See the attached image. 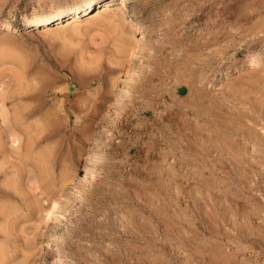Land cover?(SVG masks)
<instances>
[{"label":"rangeland","instance_id":"obj_1","mask_svg":"<svg viewBox=\"0 0 264 264\" xmlns=\"http://www.w3.org/2000/svg\"><path fill=\"white\" fill-rule=\"evenodd\" d=\"M86 1L0 0V158L14 157L0 160V201L22 213L3 264H264V0H127L132 61L120 29L87 16L104 1ZM73 7L76 26L72 12L49 30L25 22ZM47 185L64 194L58 216L25 219Z\"/></svg>","mask_w":264,"mask_h":264},{"label":"bare ground","instance_id":"obj_2","mask_svg":"<svg viewBox=\"0 0 264 264\" xmlns=\"http://www.w3.org/2000/svg\"><path fill=\"white\" fill-rule=\"evenodd\" d=\"M102 1H104V3H101L100 4V2H102ZM100 0V1H97V0H88V1H86V3H85V5H83L82 7H85L86 5H92V4H100L97 8H94L89 14H87V16H93V21L94 22H100V21H107V22H109L110 24H113L114 26H116V27H118L117 28V30L118 29H120V31H121V33H122V37H123V40H122V42H124V44H125V41H126V44H125V46H124V48L122 49V53H124L125 54V57L126 58H128L130 61H132V59H133V57L134 56H136V54H138L137 52V47H138V43H137V39L135 38V37H133V35L131 36V37H133V38H135L136 40L133 42V40H132V42H130L128 39H130L129 37H126V36H124V33L127 31L126 29H124V27L123 26H125V25H127L126 23V18H125V11L126 10H130V9H128V5H127V3H126V1L127 0ZM128 2V1H127ZM119 5H121V6H119ZM87 6V7H88ZM82 7H80V8H76V7H73V8H69V9H67V10H62V11H59V12H57V13H35L34 15H32V16H30V17H26L25 16V22H27L28 23V25L30 24V25H39L40 24V26H43V27H45V30H49V29H47L48 27L45 25V24H41V23H43V22H48V21H50V20H54V18H55V15L56 14H68V13H70V12H72V13H74V16L73 15H71V17H69V19L71 18V20H70V22H69V25H71L72 24V26L74 25V26H76V24H79V22H80V20L81 19H79V17L77 16V14L79 13V11L82 9ZM88 8H86V9H84V11H86ZM95 9H97V11L95 12V14L94 15H90L92 12H94V10ZM24 18V17H23ZM64 22V21H63ZM63 22H61V24H60V26H62V23ZM11 23V21L10 20H8V25ZM105 23V22H104ZM109 23H108V25H109ZM114 26H112V27H114ZM128 26H130L131 27V25H128ZM130 27H128V28H130ZM137 27L138 26H133L132 28H130L129 29V33L130 34H134L135 33V31L137 30ZM9 28V27H8ZM139 28V27H138ZM44 29V28H43ZM126 30V31H125ZM119 31V32H120ZM129 34V35H130ZM120 35V34H119ZM127 35H128V33H127ZM128 35V36H129ZM120 38H121V36H120ZM119 40V39H118ZM128 41V42H127ZM130 42V43H129ZM139 42V41H138ZM140 43V42H139ZM123 44V43H122ZM122 47V46H121ZM120 46H119V52H121V50H120V48H121ZM251 62L253 63V64H257L258 63V59L257 58H252L251 59ZM25 79V78H24ZM30 80V79H29ZM2 89V88H1ZM5 89V88H4ZM3 91V90H2ZM4 91H6V90H4ZM3 91V92H4ZM8 91V90H7ZM17 92H20V91H17ZM28 92V91H27ZM26 92V93H27ZM112 92V91H111ZM0 93H2V92H0ZM9 93H10V91H8V95H9ZM11 93H13V92H11ZM3 94H6V93H3ZM7 95V97L9 98V96ZM21 95H22V93H21ZM104 95V94H103ZM4 96L5 95H3V96H0V98L1 97H3L2 99H1V101H3L2 103H4ZM11 96V95H10ZM14 96V95H13ZM7 100H9V99H7ZM6 100V101H7ZM6 103H4L2 106H3V108L1 109V111L0 112H4L3 114H2V119L1 120H3L4 122H5V124L6 125H9L10 124V126H11V122H9L8 120H10V115H9V110H7V108H8V106H6L5 105ZM8 104V103H7ZM1 105V104H0ZM2 106H0V108L2 107ZM7 108H6V107ZM90 106V105H89ZM89 106H87V107H89ZM16 107H18V106H16ZM24 107V106H23ZM86 107V106H85ZM97 107V106H96ZM10 108V107H9ZM28 108V107H27ZM12 109V108H11ZM25 109V108H24ZM23 109V110H24ZM87 109V108H86ZM94 110V109H93ZM12 111V114L14 115V116H16V113H15V111H16V109H14V110H11ZM13 111H14V113H13ZM18 111H20V110H18ZM17 111V112H18ZM26 111H27V109H26ZM21 112V111H20ZM25 112V111H24ZM19 114V113H18ZM20 114H22V112L20 113ZM23 115V114H22ZM1 116V115H0ZM13 116V117H14ZM17 116H19V115H17ZM17 116H16V120H18L17 119ZM15 118V117H14ZM20 118V117H19ZM13 119V118H12ZM41 119V118H40ZM3 121H2V124H3ZM21 121H22V119H21ZM7 122H9V124H7ZM15 122V120L13 119V123ZM19 122V121H18ZM17 121L15 122V123H18ZM1 123V122H0ZM13 123H12V125H13ZM14 123V124H15ZM20 123V122H19ZM22 123V122H21ZM26 124V123H25ZM25 124L24 125H22L21 126V124H20V126L21 127H23V126H25ZM1 125V124H0ZM6 125H5V127H6ZM2 126V125H1ZM1 126H0V128H1ZM14 126V125H13ZM15 126H17V124L15 125ZM9 126H7V128H8ZM18 127H19V125H18ZM15 128V127H14ZM3 129V131H4V128H2ZM12 130H10V137L11 136H13V137H11L10 138V142H12L13 143V145H15V146H17V148H18V150H19V137L20 136H22L21 134H19L18 132H17V134L18 135H20L19 137H18V135L16 134V131H14V129L13 128H11ZM17 129H20V128H17ZM22 129V128H21ZM84 129V128H83ZM6 130V129H5ZM25 129H24V127H23V130H21V131H24ZM3 131H2V133H3ZM5 132H7V131H5ZM26 132V131H25ZM0 134H1V129H0ZM2 135V134H1ZM5 135V134H4ZM1 137V136H0ZM4 137H6V136H4ZM29 137V136H28ZM2 138H3V136H2ZM9 138V137H8ZM13 138V139H12ZM32 138V137H31ZM12 139V140H11ZM20 139H23V138H21L20 137ZM6 141V139L4 138V139H1L0 141ZM24 140V139H23ZM26 140H28V139H26ZM30 140V139H29ZM7 141H8V139H7ZM34 140L32 139V142H33ZM28 142V141H27ZM31 142V143H32ZM3 143V142H2ZM7 143V142H6ZM12 143H11V145H12ZM23 143V142H22ZM30 144V143H29ZM2 144L0 143V146H1ZM20 145H22L21 144V141H20ZM27 145H28V143H27ZM33 144H31V147H33L32 146ZM5 146H7V145H5ZM5 146H4V148H5ZM3 147V146H2ZM22 147V146H21ZM24 147H26V146H24ZM28 147V146H27ZM30 147V148H31ZM16 148V147H15ZM16 148V149H17ZM0 149H1V147H0ZM14 148H13V146H12V150H13ZM15 149V150H16ZM24 149V148H23ZM4 150H6V149H4ZM11 150V149H10ZM15 150H13V151H15ZM28 151H29V149H27ZM12 151V152H13ZM20 151V150H19ZM25 151V150H24ZM34 151V150H33ZM1 152H2V149H1ZM32 152V151H31ZM7 155L8 154H10V151H8V149H7ZM6 153H3V154H5L6 155ZM15 153V152H14ZM25 153V152H24ZM52 153V152H51ZM59 153H60V151H59ZM16 155L18 154V153H15ZM28 154V153H27ZM42 154H43V152H42ZM52 154H54V153H52ZM56 154H58V153H56ZM55 154V155H56ZM4 155V156H5ZM54 155V156H55ZM19 157H17V158H15V159H17L18 161L20 160V152H19V155H18ZM24 156H25V154H24ZM28 156H29V154H28ZM32 156V155H31ZM43 157H44V155H42ZM8 157H11V155H8L7 157H5L4 159H3V161H6V162H8L7 160H8ZM16 157V156H15ZM27 157V156H26ZM12 159H14V157H11ZM25 158V157H24ZM34 158V157H33ZM63 158V157H62ZM67 158V157H66ZM7 159V160H6ZM22 159V158H21ZM42 159V158H41ZM46 159V158H45ZM48 159V158H47ZM64 159V158H63ZM0 160H1V162L2 163H4L3 161H2V156H1V158H0ZM16 160V161H17ZM50 160V158L48 159V160H43V161H45V162H47V161H49ZM9 161H11L10 160V158H9ZM13 161V160H12ZM21 161V160H20ZM20 161H19V164L21 165V163H20ZM0 162V163H1ZM24 162V161H23ZM41 162V161H40ZM56 162V161H55ZM60 162H62V160L60 159ZM65 162H66V160H65ZM10 163V162H9ZM17 163V162H16ZM71 163V162H70ZM18 164V163H17ZM49 164V163H48ZM46 165V166H49V165ZM63 165H64V163H62ZM61 164V165H62ZM7 166V163L5 164H3V166L4 167H6ZM24 165V164H23ZM13 167L14 168V171H13V174H12V180H9V179H6V178H10V177H7L6 175H11V174H9V173H6V172H4L2 175L3 176H5V180L4 181H6V180H9V181H11V184L13 183V185H14V187H13V189H18V187L20 186V182H21V175H23V174H20L19 172H21V171H18V165H17V167L15 168V164H14V162H13V164H10V167ZM27 166V165H26ZM38 166H39V164H38ZM9 167V168H10ZM11 167V168H12ZM24 167V166H23ZM22 167V168H23ZM30 167V166H29ZM28 166H27V169L29 168ZM34 167V166H33ZM62 167H64V166H62ZM66 167V166H65ZM8 168V167H7ZM12 168V169H13ZM32 167H30V169H31ZM42 168H44V167H42ZM47 168V167H46ZM52 168V167H51ZM51 168H48V169H51ZM67 168H69V167H67ZM23 169H25V167L23 168ZM26 169V170H27ZM29 169V170H30ZM33 169V168H32ZM31 169V170H32ZM39 169V167L37 168V170ZM64 169V171H65V168H63ZM6 170V169H5ZM9 170V169H8ZM30 170V171H31ZM34 170V169H33ZM32 170V171H33ZM62 170V169H61ZM60 170V171H61ZM10 171V170H9ZM29 171V172H30ZM39 171V170H38ZM37 171V175L40 173V172H38ZM42 171V170H41ZM69 171V170H68ZM8 172V171H7ZM27 172H28V170H27ZM49 172H51V171H49ZM66 172V171H65ZM0 173H1V170H0ZM5 173H6V175H5ZM35 173V172H34ZM42 173H43V171H42ZM60 173H63V172H60ZM67 173V172H66ZM71 173V172H70ZM69 173V174H70ZM28 174V173H27ZM35 174V176H33L34 178H36L37 177V175ZM46 174H48L47 173V170H46ZM53 174V173H52ZM68 174V173H67ZM34 175V174H33ZM41 176H43V174H40ZM61 175V174H60ZM27 176H29V177H31L30 176V174L29 175H26V178H27ZM39 176V175H38ZM41 176H39V177H41ZM51 176V175H50ZM74 176V175H73ZM73 176H69V177H67L66 176V174L65 175H63V177H62V179L59 181L60 183H59V185L61 186V190H63L64 189V187L67 185V184H71V183H73V180H74V178H73ZM28 177V178H29ZM53 177H54V175H53ZM4 178V177H3ZM32 178V177H31ZM31 178H29V180L31 179ZM34 178H33V181H35L36 182V180H34ZM51 178V177H50ZM58 178V177H57ZM38 179V178H37ZM54 179V178H53ZM56 179V178H55ZM59 179V178H58ZM32 181V180H31ZM40 181H41V179H40ZM43 181V180H42ZM3 182V181H2ZM7 182L8 181H6L5 182V184H7ZM26 182V181H25ZM34 182V183H35ZM52 182V181H51ZM43 183V182H42ZM47 183V182H46ZM4 184V183H3ZM4 184V187H6V185ZM8 184H10L9 182H8ZM31 184H33V182H31L30 183V186H31ZM44 184V183H43ZM24 185V184H23ZM38 185V183L36 184V186ZM49 185V184H48ZM48 185H47V187H48ZM1 186H3V185H1ZM10 186V185H9ZM27 186V185H26ZM30 186H29V188H30ZM38 186H40V185H38ZM45 186V185H44ZM3 187V188H4ZM11 187V186H10ZM10 187H9V190H10ZM24 187V186H23ZM28 187V186H27ZM34 187V186H33ZM33 187L31 188V190L33 189ZM41 187V186H40ZM51 187H52V185H51ZM51 187H48L49 189L46 191L47 193H48V199L50 200L48 203H46V205H48L47 207L45 206V207H43L42 206V204H41V202H40V200H38L36 197H34V198H36V199H34L33 201H30V203L29 202H27V204L25 205V207L27 206V210L26 211H24V212H26L27 214H25L24 216H25V219H28V217H31L32 215H33V212H35L39 217H40V219H42V220H44V222L47 224V223H49L50 221H54V219L58 216V211L60 210L59 208H60V203H61V200L63 199V193L60 191V192H58L59 194H55V193H53L54 191H52V188ZM62 187H63V189H62ZM1 188V187H0ZM39 188V187H38ZM37 188V189H38ZM44 188H46V187H44ZM6 189H7V187H6ZM13 189H11V190H13ZM34 189L37 191V189H36V187H34ZM34 189L32 190V191H34ZM47 189V188H46ZM8 190V191H9ZM10 190V191H11ZM41 190H42V188H41ZM41 190L40 189H38V191H39V194H40V192H41ZM44 190V189H43ZM54 190V189H53ZM8 191L6 190V192L8 193ZM13 191H15V190H13ZM12 191V192H13ZM17 191V190H16ZM19 191V190H18ZM24 192L23 190H22V188H21V190H20V192ZM64 191V190H63ZM20 192H19V195H21L20 194ZM35 192V191H34ZM0 193H1V191H0ZM18 192H16V194H17ZM36 193V192H35ZM45 193V192H44ZM6 194V193H5ZM14 194V193H13ZM26 194V193H25ZM43 194V193H42ZM46 194V193H45ZM55 194V195H54ZM2 195H4V194H2ZM1 195V196H2ZM9 195V194H8ZM38 195V194H37ZM40 197H41V194L39 195ZM3 197H5V198H3ZM3 197H0V198H3V199H6V196H3ZM7 197H9V196H7ZM40 197H39V199H40ZM46 197H47V195H46ZM45 197V198H46ZM16 198V197H15ZM44 198V197H43ZM2 199V200H3ZM9 199V198H8ZM7 199V200H8ZM11 199V198H10ZM21 200H22V198H20ZM14 200V199H13ZM10 201V200H9ZM14 201H16V200H14ZM6 202V201H5ZM11 202V201H10ZM46 201H44V203H45ZM13 204H14V202H12ZM18 203H19V201H18ZM18 203H16L15 202V204L14 205H16V204H18ZM26 203V202H25ZM2 204V201H0V252H2L1 253V256H0V264H3V263H5V261L4 262H2L3 260H4V258L6 257H4V255L5 254H9V253H13V252H16L17 253V251H19L18 250V246H19V244H18V242H17V233H16V230H15V226H16V224L18 223V221H19V218H20V214H22V213H18V211H20L21 212V210L20 209H17L18 211H15L16 209H14V208H12L10 205L11 204H9L8 206H6V205H1ZM12 204V205H13ZM24 205V204H23ZM44 205V204H43ZM22 206V205H21ZM20 206V207H21ZM15 207V206H14ZM16 207H18V206H16ZM15 207V208H16ZM24 209V208H23ZM23 212V213H24ZM23 216V215H22ZM29 220V219H28ZM25 221H27V220H25ZM41 221V220H40ZM31 222V221H30ZM32 222H35L34 220H32ZM32 222H31V224H32ZM39 222V221H38ZM42 222V221H41ZM40 223V222H39ZM26 224V223H25ZM30 224V223H29ZM20 225H24V224H20ZM34 225V224H33ZM37 225V224H36ZM24 229H26L25 228V225H24V227H23ZM30 228V227H29ZM36 228H37V226H36ZM43 228V227H42ZM17 229H18V227H17ZM22 229V228H21ZM20 229V230H21ZM24 229H22L21 231H24ZM34 229V228H33ZM31 230V229H30ZM29 230V231H30ZM36 231H37V229H36ZM24 232H26V231H24ZM21 235H23L22 234V232L20 233ZM29 234L31 235V236H29L30 238H28V233H27V236H25V235H23L24 236V239H25V241L27 242V244H26V246L23 248H21V250H22V252H23V257L22 256H20V257H22V258H24V262L27 260V258L28 257H30V255L35 251V248H36V238H35V230L34 231H30L29 232ZM28 240V241H27ZM20 242V241H19ZM22 243V242H21ZM25 243V242H24ZM9 244V245H8ZM23 246V245H22ZM37 247H38V245H37ZM39 247H42V245L41 246H39ZM13 251V252H12ZM16 253H14V255L16 254ZM10 255V254H9ZM12 255V254H11ZM13 255V256H14ZM17 255V254H16ZM32 256V255H31ZM9 257V256H8ZM16 257V256H15ZM7 258V257H6ZM17 258V257H16ZM9 259H11V258H8V260ZM13 259V258H12ZM17 260H19V259H17ZM16 260V261H17ZM11 261V260H10ZM13 261V260H12ZM19 262V261H18ZM23 262V261H22ZM9 263V262H8ZM13 264L15 263V260H14V262H12ZM26 263V262H25ZM6 264H7V261H6ZM19 264H21V263H19ZM23 264V263H22Z\"/></svg>","mask_w":264,"mask_h":264}]
</instances>
